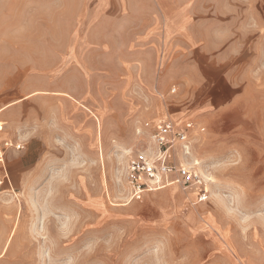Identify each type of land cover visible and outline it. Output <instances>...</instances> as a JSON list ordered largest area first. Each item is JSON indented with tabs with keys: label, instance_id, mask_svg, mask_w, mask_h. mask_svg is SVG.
Returning a JSON list of instances; mask_svg holds the SVG:
<instances>
[{
	"label": "rangeland",
	"instance_id": "rangeland-1",
	"mask_svg": "<svg viewBox=\"0 0 264 264\" xmlns=\"http://www.w3.org/2000/svg\"><path fill=\"white\" fill-rule=\"evenodd\" d=\"M0 153V264H264V0H0Z\"/></svg>",
	"mask_w": 264,
	"mask_h": 264
},
{
	"label": "built area",
	"instance_id": "built-area-1",
	"mask_svg": "<svg viewBox=\"0 0 264 264\" xmlns=\"http://www.w3.org/2000/svg\"><path fill=\"white\" fill-rule=\"evenodd\" d=\"M193 126L192 122L183 126L172 121H164L154 126L148 122L144 123V127L151 130L147 143L141 146L145 151L137 149L138 153L127 163L128 193L131 199H140L145 191L152 189L153 185L160 181L167 180L168 175L173 172L176 173V181L184 185H201L202 179L194 172L196 164L176 166L169 162V154L177 146L184 155H189L187 132L193 129ZM1 177L0 175V183Z\"/></svg>",
	"mask_w": 264,
	"mask_h": 264
}]
</instances>
